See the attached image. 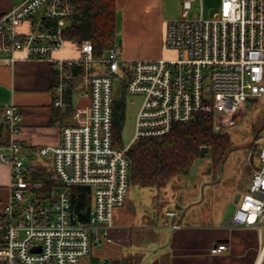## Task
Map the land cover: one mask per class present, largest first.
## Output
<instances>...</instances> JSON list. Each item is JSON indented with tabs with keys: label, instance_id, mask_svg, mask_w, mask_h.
I'll list each match as a JSON object with an SVG mask.
<instances>
[{
	"label": "built area",
	"instance_id": "built-area-1",
	"mask_svg": "<svg viewBox=\"0 0 264 264\" xmlns=\"http://www.w3.org/2000/svg\"><path fill=\"white\" fill-rule=\"evenodd\" d=\"M195 1L201 2L184 0L185 13ZM78 9L79 0H22L0 17V65L51 62L57 72L54 103L62 111L70 108L65 96L74 73L80 71V95L89 99L86 107L73 111L75 124L63 128L60 144L34 150L52 159L62 185L47 199L39 194L41 183L27 177L29 148L14 140L21 134L19 110L4 109L11 140L0 150V161L10 167L11 198L1 227L0 264H83L92 247L111 242L114 212L125 205L130 187L126 153L133 143L165 136L175 125L200 116L211 119L215 132H223L244 114L249 99L264 95V0H220L207 19L168 21L164 47L177 57L153 60L128 61L118 47L96 58L88 40L79 44L78 57L56 58L67 44L65 31ZM26 21L32 25L23 33L20 28ZM95 63L101 71L90 75ZM123 69L130 71L125 91L142 95L143 101L132 141L118 147L113 137V89ZM260 141V169L252 167L249 187L240 194L231 224L263 233L264 138ZM72 187L92 191L87 222H80L73 209ZM176 215L167 212L169 217ZM228 250L221 243L211 253ZM257 264H264V242Z\"/></svg>",
	"mask_w": 264,
	"mask_h": 264
},
{
	"label": "crops",
	"instance_id": "crops-1",
	"mask_svg": "<svg viewBox=\"0 0 264 264\" xmlns=\"http://www.w3.org/2000/svg\"><path fill=\"white\" fill-rule=\"evenodd\" d=\"M21 1L0 0V17ZM163 1L115 0V44L122 51L124 59L168 58L170 51L164 47V37L166 23L170 20L163 19ZM31 25V21H26L20 31L26 33ZM79 44L67 40L66 46L55 57H78ZM74 75L65 99L70 103V108L77 110L86 107L89 99L80 95V87L84 83L82 73L77 71ZM56 82L57 72L49 61H18L9 66L0 65V150H4L11 140L3 111L15 106L21 115V134L14 140L30 150L26 168L51 169L52 159L39 157L34 150L60 144L63 128L75 124L74 110L62 111L55 106ZM185 193L171 191L166 193V197L170 198L169 202L181 206L199 196L196 194L186 198ZM10 198V167L0 161V241L3 215ZM182 210L179 208L176 216L169 217L167 212L171 210L167 209L164 220L160 212L146 217L145 212H139L135 200L128 198L127 194L125 205L114 212V227L109 231L111 242L103 241L101 245L93 247L83 264H95L96 261L100 264L105 261L109 264L258 263L264 242L263 233L252 228H234L231 216L216 217L208 207H199L193 213ZM173 225L179 227L173 228ZM221 243L228 245L229 250L212 254L211 248ZM98 247L104 248V253L93 255V249Z\"/></svg>",
	"mask_w": 264,
	"mask_h": 264
},
{
	"label": "trees",
	"instance_id": "trees-1",
	"mask_svg": "<svg viewBox=\"0 0 264 264\" xmlns=\"http://www.w3.org/2000/svg\"><path fill=\"white\" fill-rule=\"evenodd\" d=\"M115 32V0H79V9L65 31V38L66 41L77 43L90 41L94 47V56L100 58L116 47ZM104 72H108V69L105 68ZM122 74L124 93L130 71L123 69ZM122 109V103L115 99L113 137L114 144L118 147L122 146L120 141ZM73 110L70 108L68 111ZM203 147L208 148L211 170H216L225 160L231 144L230 137L225 131L215 132L211 119L201 116L196 121L175 125L165 136L138 140L126 153L129 160L130 186L157 190L166 188L174 178L190 174ZM26 170L28 179L41 183L39 194L42 199H47L62 186L53 167L51 169L28 167ZM69 192L79 221L87 222L93 206L92 191L89 188L72 187ZM97 262L95 264H100Z\"/></svg>",
	"mask_w": 264,
	"mask_h": 264
},
{
	"label": "rangeland",
	"instance_id": "rangeland-1",
	"mask_svg": "<svg viewBox=\"0 0 264 264\" xmlns=\"http://www.w3.org/2000/svg\"><path fill=\"white\" fill-rule=\"evenodd\" d=\"M219 5L220 0L195 1L185 13L184 0H164L163 19L166 21L198 19L200 17L207 19L218 9ZM176 57L175 52H169L168 58ZM100 71V65L95 63L93 68L89 70V74L94 75ZM122 77V73L115 77L113 96L123 105L120 141L121 145L125 146L134 137L137 115L143 96L129 94L126 91L123 93ZM225 132L230 137L231 147L225 160L216 170H211L210 156L207 154L195 175L179 176L172 180L167 188L157 190L130 186L128 198L135 200L139 212H145L146 217H153L154 212H160L161 218L164 220L167 209L178 212L179 208H182L184 212L193 213L199 207H208L212 209L216 217L218 215L231 216L236 208L235 195L238 193L243 195L246 192L252 177V167L260 169L261 166L257 157L263 144V141L260 140L264 138V95L257 101H248L244 114L235 124L227 127ZM171 191L182 193L186 191V198L196 194L199 196L187 205L179 206L180 204H176V202H169L170 198L166 197V193ZM181 197L183 198V196ZM104 250V248L98 247L92 252L95 255L104 253Z\"/></svg>",
	"mask_w": 264,
	"mask_h": 264
},
{
	"label": "water",
	"instance_id": "water-1",
	"mask_svg": "<svg viewBox=\"0 0 264 264\" xmlns=\"http://www.w3.org/2000/svg\"><path fill=\"white\" fill-rule=\"evenodd\" d=\"M248 101H257V98L249 99ZM207 153H208V148L203 147L200 151L199 158L195 161V163L192 166V169L190 171V175H195L199 165L202 163L203 158L205 157V155ZM239 198H240V194L238 193L235 195L234 203H237ZM263 237H264V231H263ZM36 250H37V248H33V251H36ZM103 264H107V261H105Z\"/></svg>",
	"mask_w": 264,
	"mask_h": 264
}]
</instances>
